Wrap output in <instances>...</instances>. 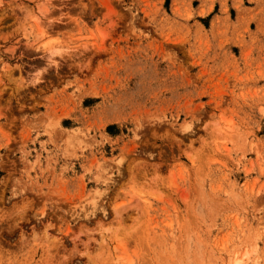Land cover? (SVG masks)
I'll return each mask as SVG.
<instances>
[{"label": "rangeland", "instance_id": "obj_1", "mask_svg": "<svg viewBox=\"0 0 264 264\" xmlns=\"http://www.w3.org/2000/svg\"><path fill=\"white\" fill-rule=\"evenodd\" d=\"M40 262L264 264V0H0V264Z\"/></svg>", "mask_w": 264, "mask_h": 264}, {"label": "bare ground", "instance_id": "obj_2", "mask_svg": "<svg viewBox=\"0 0 264 264\" xmlns=\"http://www.w3.org/2000/svg\"><path fill=\"white\" fill-rule=\"evenodd\" d=\"M55 41H49V42H47L45 45H43V48H45L46 50H48L49 51V56L50 57H54V56H56V55H58L59 54V48L58 49H56L55 47H54V45H55ZM53 47H54V49H53ZM45 50V51H46ZM37 76V75H36ZM36 79V78H35ZM20 203V205L22 206H25L24 204H25V201L24 200H21V202H19ZM17 207H19V206H17ZM14 208V207H13ZM12 208V209H13ZM16 208V207H15ZM19 209V208H18ZM21 209V208H20ZM23 211V210H22ZM115 212H117V211H115ZM114 214H116L117 215V213H114ZM121 216H122V214H121ZM99 222L98 221H95V222H93V223H90L89 222V225H87V226H81V227H79L78 229H77V232H75V233H73L74 234V238L75 239H78L79 238V236L81 235H83L85 232H87V231H90L91 232V230L92 229H94V228H97V227H100L99 226ZM101 225V224H100ZM34 228V227H33ZM32 228V230H31V232H30V234H29V236H28V239H26L25 240V244H23L22 245V250H24L23 249V247H25V246H30V245H32V244H37V246L36 247H38L40 244H42L43 243V245L45 244H48V243H50L51 241V237L49 236V234H48V227L47 226H42V227H38V228H34L33 229ZM94 231V230H93ZM89 232V233H90ZM22 234V233H21ZM92 235V234H91ZM91 235H89L88 234V232H87V234L85 233V235H84V238H85V240L87 239V241H88V239L89 238H91ZM21 237V236H20ZM73 238V239H74ZM21 239V238H20ZM23 239V238H22ZM21 239V240H22ZM74 239V240H75ZM84 240V241H85ZM24 241V240H23ZM77 241V240H76ZM75 242V241H74ZM80 243H83V241L81 242L80 241ZM88 243V242H87ZM22 244V243H21ZM74 244V243H73ZM75 244H76V242H75ZM74 244V245H75ZM84 244V243H83ZM52 245V244H51ZM33 246V245H32ZM35 246V245H34ZM50 246V245H49ZM48 246V247H49ZM43 247V246H42ZM41 247V248H42ZM46 247V246H45ZM52 247V246H51ZM84 247V246H83ZM28 249V248H27ZM36 249V248H35ZM49 249V248H48ZM51 249V248H50ZM69 249V248H68ZM74 249V248H73ZM62 250V249H61ZM60 250V251H61ZM87 250V249H86ZM42 252H43V250H42ZM50 252V251H49ZM49 252L47 253V255H46V257H44L45 259L46 258H50V256H49ZM52 252V251H51ZM66 252V251H65ZM16 253V252H15ZM19 253H21V252H19ZM57 254V253H56ZM43 255V254H42ZM41 256V255H40ZM64 256V255H63ZM42 258V257H41ZM43 259V258H42ZM44 259V260H45ZM52 259V258H51ZM51 259H49V260H51ZM48 260V261H49ZM41 262H42V260H41ZM40 262V263H41ZM44 262V261H43ZM49 262H51V261H49ZM53 262V261H52ZM44 263H46V261L44 262ZM42 264V263H41ZM47 264H49V263H47ZM235 264H239V263H235Z\"/></svg>", "mask_w": 264, "mask_h": 264}]
</instances>
